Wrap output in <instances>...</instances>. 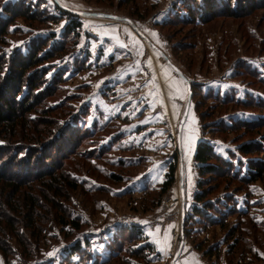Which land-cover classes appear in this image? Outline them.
Wrapping results in <instances>:
<instances>
[{
  "label": "rangeland",
  "instance_id": "374dc122",
  "mask_svg": "<svg viewBox=\"0 0 264 264\" xmlns=\"http://www.w3.org/2000/svg\"><path fill=\"white\" fill-rule=\"evenodd\" d=\"M126 2L31 0L35 7L58 16L57 22L18 19L10 27V35L2 39V51L8 54L18 45L25 46L24 37L29 33L45 37L56 32L61 37L69 23L68 17L60 19L56 7L61 6L130 21L78 16L82 24L78 45L82 52L78 57L86 58L87 65L73 71L72 56L53 61L54 66L71 65L62 68L63 81L57 83L55 98L46 101L47 107L61 106V121L69 106L80 110L86 105L89 111L85 129L94 132L62 163V168L81 186L60 200L66 212L61 214L78 219L81 229L60 225V219H55L56 210L48 205L40 211L49 218L41 231L34 234L20 230L32 244L25 251L28 259L23 258L18 239L8 234L14 255L7 260L0 252V264H83L82 259L90 254L105 260L115 252H110L108 245L119 233L125 236L119 243L121 249L115 257H108L106 264H264V179L250 186L221 183L214 194L220 200L234 195L236 208L246 215L226 214L223 224L192 222L182 227V212L191 213L200 181L194 157L198 144L208 140L218 154L228 158L232 152L241 158L237 151L240 142H248L252 136L259 140L264 137V129L255 135L240 128L212 132L216 120L223 118L226 125H231L233 121H255L263 113L219 106L214 100H202L200 95H191L189 102L187 82L200 84L204 94L219 93L242 100L251 96L264 101V85L259 80L264 81V9L254 10L243 19L220 16L201 26L172 24L161 29V23L178 14L181 8L176 6L183 0H139L134 5ZM102 34H109L125 49L112 47L111 42L104 45ZM133 40H143L144 46ZM116 51L122 54L118 58ZM249 68L255 73H250ZM121 73L120 83L105 86L109 85L106 81ZM202 113L209 114L202 117ZM5 142L0 137V144ZM259 157L264 160V155ZM172 164L177 166L176 181L161 195ZM33 191L39 192L37 188ZM22 201V197L18 198L19 203ZM133 227L144 237L132 238L131 232L125 231ZM146 242L154 246V251L136 256L134 251L137 254L139 245ZM75 248L79 249L74 251Z\"/></svg>",
  "mask_w": 264,
  "mask_h": 264
},
{
  "label": "trees",
  "instance_id": "16d2710c",
  "mask_svg": "<svg viewBox=\"0 0 264 264\" xmlns=\"http://www.w3.org/2000/svg\"><path fill=\"white\" fill-rule=\"evenodd\" d=\"M138 1L127 0L126 3L134 5ZM183 1L176 6L182 11L176 9L178 14L161 23V29L164 25L172 24L201 26L220 16L243 19L254 10L264 9V0ZM56 8L61 13L60 19L68 17L67 22H69L64 27L61 37L56 32L45 37L29 36L30 33L28 35L25 33L24 38L27 37L25 46L18 45L7 54L2 51V39L10 35L12 31L10 27L18 19L50 24L57 22L59 18L46 13L45 9H40L38 5L35 7L31 0L30 2L19 0L15 3L0 0V137L6 141L0 144V252L7 260L14 255L7 241L8 234L18 239V245L24 255L22 256L28 259L25 251L28 245L32 244L27 243L26 235L21 234L20 230L23 228L27 233L34 234L41 231L49 218L42 216L40 211L48 205L56 210L55 219H60V225L69 224L77 230L82 227L78 219H71L68 215L65 218L61 214L66 212L60 200L66 199L67 193L81 186L62 168V163L65 157L73 154L84 139L94 133L85 129L89 110L85 108L86 105H83L80 110L69 106L70 110L65 113L64 119L59 121L58 114L61 106L56 104L47 107L46 101L55 98L57 83L63 81V76L60 75L64 72L61 70L68 69L73 64V71H81L87 65V59L78 57V54L82 52L78 50L82 30L79 17L61 7ZM71 56V64L53 65V61L59 59L64 61L66 57ZM85 56L88 57L86 52ZM249 72L255 73L250 68ZM259 80L264 85V81ZM191 85L192 96L200 95L202 100H214L219 106L231 105L244 110L256 109L260 111V114L263 113L255 121H233L231 125H226L223 118L216 120L214 128H211L212 132H234L240 128L247 133L253 132L255 135L264 129L263 100L258 101L251 96L242 100L231 95L222 97L219 93L218 95H211L210 92L204 94L200 84L191 83ZM206 114L209 113H202V117ZM237 151L241 158L232 152H229L227 154L229 157L226 158L218 154L208 140L198 144L194 157L200 171V181L197 184L198 191L193 198L191 213L185 214L186 226L192 222H200L203 225L209 222L220 224L226 214L246 215L236 208L237 202L234 195H227L220 200L214 198V194L222 187L221 183L250 186L264 179V160L259 157L264 155V137L259 140L252 136L248 142H240ZM176 169V164L169 166L166 180L161 186V195L172 188L176 181ZM34 188H37L39 192L34 194ZM21 197L22 204L18 202V198ZM221 206H224V209ZM125 231H130L132 238L144 237L143 232L138 231L136 227L127 228ZM232 236L233 233L230 237ZM124 239L123 233H119L108 245L110 252L115 251L110 257L108 256L109 259L118 254L121 249L119 243ZM76 249L79 248H75L74 251ZM29 250H33L32 247ZM146 250L153 252L154 246L146 242L139 245L137 254L135 251L134 254L137 256ZM73 254L75 255V252ZM31 256L32 253L29 258ZM91 256V254L86 256L81 263L89 264L92 260V264H106L109 260L108 257L102 260L101 256L95 258Z\"/></svg>",
  "mask_w": 264,
  "mask_h": 264
},
{
  "label": "water",
  "instance_id": "95a60500",
  "mask_svg": "<svg viewBox=\"0 0 264 264\" xmlns=\"http://www.w3.org/2000/svg\"><path fill=\"white\" fill-rule=\"evenodd\" d=\"M61 8H63L64 10H66V11H70V12H72V13H74L75 15H77V16H89V17H95V18H98V17H102V18H106V19H111V20H113V19H116V20H119V21H126V22H129L130 23V21L129 20H127V19H124V18H121V17H118V16H115V15H108V14H104V13H91V12H85V11H83V12H76V11H72V10H68L67 8H65V7H62L61 6ZM131 26H133V28L135 29V31H137L141 36H142V34L140 33V31L138 30V28L135 26V25H133V24H131ZM143 38H145L146 40H148L144 35L142 36ZM149 41V40H148ZM150 42V41H149ZM151 43V42H150ZM152 45V44H151ZM154 48H155V46L154 45H152ZM165 57H166V59H167V56L165 55ZM174 69H176L175 67H174ZM176 71H177V73L178 74H180L184 79H185V77L183 76V74L180 72V70L179 69H176ZM186 80V79H185ZM186 82H187V80H186ZM187 84H188V98H189V102L191 101V95H192V85H191V83H189V81L187 82ZM188 109V108H187ZM187 111L185 112V115H184V117L182 118V120H181V122H180V124H179V132H181V130H182V125L184 124V122H185V120H186V116H187ZM183 183H184V181H183V176H181V179H180V184H181V187H182V198H183V200H184V197H185V188L183 187ZM182 227H184V223H185V221H186V216H185V212H184V210H183V212H182ZM177 256L178 255H176L175 257H174V261H176V258H177Z\"/></svg>",
  "mask_w": 264,
  "mask_h": 264
},
{
  "label": "crops",
  "instance_id": "0c3cea01",
  "mask_svg": "<svg viewBox=\"0 0 264 264\" xmlns=\"http://www.w3.org/2000/svg\"><path fill=\"white\" fill-rule=\"evenodd\" d=\"M113 27H115V26H113ZM102 36L104 38L103 41H102L104 45L106 44V42H108V44H110L109 42H111L112 43V47H114V45H116V47L118 46V47H120L122 49H125L124 47L120 46V44H118L119 42H117L115 38L112 40V38H111V36L109 34L108 35L102 34ZM133 41L135 43H137V45H139V42H140V45L142 47L144 46L143 45V40H140V41L133 40ZM135 43H133V44H135ZM134 46L136 47V44ZM143 50L146 51L145 49H143ZM120 55H122V54H120V52H118V51L115 52V56L117 58L120 57ZM128 74H131V72H129ZM121 77H122V73L117 75V77H115L114 79L111 78L108 82L106 81V84H109V85H105V86H108L107 88H109V86L112 87L113 85H116V84L120 83L122 81Z\"/></svg>",
  "mask_w": 264,
  "mask_h": 264
},
{
  "label": "snow or ice",
  "instance_id": "6c2138e0",
  "mask_svg": "<svg viewBox=\"0 0 264 264\" xmlns=\"http://www.w3.org/2000/svg\"><path fill=\"white\" fill-rule=\"evenodd\" d=\"M144 223H147V222L145 221ZM49 255H50V256H52V255H53V253H49Z\"/></svg>",
  "mask_w": 264,
  "mask_h": 264
}]
</instances>
